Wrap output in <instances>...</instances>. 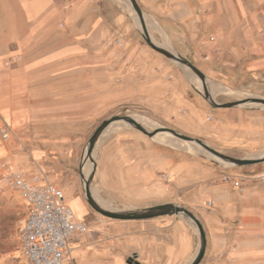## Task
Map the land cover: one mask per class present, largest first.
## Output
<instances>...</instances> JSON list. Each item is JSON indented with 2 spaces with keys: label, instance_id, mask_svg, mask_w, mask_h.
<instances>
[{
  "label": "crops",
  "instance_id": "1",
  "mask_svg": "<svg viewBox=\"0 0 264 264\" xmlns=\"http://www.w3.org/2000/svg\"><path fill=\"white\" fill-rule=\"evenodd\" d=\"M137 1L150 31L198 66L218 62L223 45L247 54L264 6V0ZM132 11L129 0H0V112L11 135L6 151L28 175L43 171L88 223L86 233L72 238V264H187L199 245L196 232L174 215L111 218L86 196L84 177L92 174V195L110 210L142 212L173 201V148L157 136L127 124L107 128L94 161L85 159L90 137L112 112L145 96L151 103L158 88L180 96L191 89L169 70L158 84L156 55L137 40L116 54L105 45L111 32L137 33ZM183 100L198 109L195 121L204 135L251 145L264 137V124L238 107L213 108L206 119L208 108ZM220 171L204 166L195 178L199 198L213 202L199 208L208 237L203 264H264V173H230L231 182H224L214 176Z\"/></svg>",
  "mask_w": 264,
  "mask_h": 264
},
{
  "label": "rangeland",
  "instance_id": "2",
  "mask_svg": "<svg viewBox=\"0 0 264 264\" xmlns=\"http://www.w3.org/2000/svg\"><path fill=\"white\" fill-rule=\"evenodd\" d=\"M132 7V5H131ZM132 12L136 18L138 31L133 35L119 36L117 32H111L110 37L105 42L109 50L113 53L116 48H126L130 39H135L139 44L151 48L156 55L152 61H156V71L158 74V84L162 80L159 76L162 71H172L177 76L180 75L191 83V89L188 95L180 96L164 92L162 88L157 89V94L151 97V103H148V96L144 97L142 102L126 103L114 115L130 114L142 122L150 130H157L159 133H167L165 128H173L181 133L201 138L210 146L226 154L237 157H257L264 154V137L259 139L256 144H232L223 142L214 138L213 132L204 135L206 129L200 127L195 121L197 108H189L183 98L193 99L209 109L205 114L206 119H210L214 107L206 99V92L202 79L188 66L174 61L164 54L152 48L143 36V29L139 17L132 7ZM262 14L258 25L253 27L252 35L253 46L248 49V53H233L227 45L221 48L225 54L218 62H206L205 64H195L207 75L206 86L210 92L211 98L217 102H227L232 100H242L252 97L264 98V6L260 8ZM154 40L163 44L169 49L170 44L164 41L163 35L158 32H151ZM121 39V42L118 40ZM96 54H100V48H97ZM166 80L172 79V74H165ZM213 84H221L227 87L228 94L215 91ZM200 105V106H201ZM242 109L245 116L259 119L264 124V105L260 103H247L237 106ZM109 118V117H108ZM126 123H113L109 128H117ZM5 125L4 118L0 112V264H30L26 257L21 242V226L27 216V201L20 193L13 190L2 181V172L4 163L8 158H13L6 151L10 146L11 139H4L1 134V128ZM108 128V129H109ZM264 130L263 127H260ZM157 134V135H158ZM158 141L167 142L173 148V203L185 206L200 217L204 226L206 224L199 213V208L208 203V200L200 199L196 184L197 169L213 167L221 169L220 174H215V178L224 182L230 181V173L261 175L264 173V161L246 165L237 166L220 160L209 153L202 146L184 141L173 135L158 136ZM202 171V170H201ZM182 220L194 230L199 238V231L196 224L185 215H174V219ZM199 247V245H198ZM198 250V249H197ZM192 259L190 258L188 262ZM187 262V263H188ZM203 264V261L200 263Z\"/></svg>",
  "mask_w": 264,
  "mask_h": 264
},
{
  "label": "built area",
  "instance_id": "3",
  "mask_svg": "<svg viewBox=\"0 0 264 264\" xmlns=\"http://www.w3.org/2000/svg\"><path fill=\"white\" fill-rule=\"evenodd\" d=\"M1 134L4 139L10 138L8 128H2ZM2 181L20 193L29 205L21 226V242L30 264H72V238L86 233L90 227L77 218L65 201L63 190L50 182L43 171L28 175L12 158L4 163Z\"/></svg>",
  "mask_w": 264,
  "mask_h": 264
},
{
  "label": "water",
  "instance_id": "4",
  "mask_svg": "<svg viewBox=\"0 0 264 264\" xmlns=\"http://www.w3.org/2000/svg\"><path fill=\"white\" fill-rule=\"evenodd\" d=\"M130 4L132 5L133 9L137 13L142 29H143V36L145 40L148 42V44L157 50L158 52L164 54L168 58L180 62L189 68H191L203 81L205 92H206V99L211 102V104L214 107H237L241 104H247V103H260L264 105V98L261 97H252V98H246L242 100H232L227 102H217L214 99L211 98L210 92L206 86L207 83V75L204 71H202L199 67H197L190 59L187 57L181 55L180 53L167 48L166 46L159 44L156 42L153 38V36L150 33V29L148 27L145 13L138 3L137 0H129ZM116 122L126 123L127 125H131L142 132L148 134L149 136H156L158 134V131L150 130L147 128L142 122H140L138 119L133 117L130 114L125 115H114L110 118L105 119L95 130L93 135L90 137L87 146L85 148V159L94 161V151L97 145V142L99 141L100 137L104 133V131L112 124ZM168 133L171 135L182 139L184 141L195 143L200 146H202L204 149H206L209 153H211L216 158L223 160L227 163H231L233 165L237 166H246V165H252L257 164L264 161V154L257 157H237L232 156L229 154H226L224 152H221L217 150L216 148L210 146L207 142H205L201 138L193 137L184 133H181L173 128H165ZM91 179L92 174L86 178L84 177V185H85V192L87 199L91 206L98 211L99 213L109 216L111 218L116 219H137V218H145V217H152V216H160V215H185L189 219H191L197 226L199 231V247L195 254V256L192 258L190 262L187 264H200L207 251V245H208V237H207V231L204 226V223L200 219L198 215H196L193 211L186 208L185 206L168 202L163 204H157L153 207L147 208L145 211L142 212H135L132 210L129 211H116V210H110L108 208L103 207L92 195L91 192Z\"/></svg>",
  "mask_w": 264,
  "mask_h": 264
},
{
  "label": "bare ground",
  "instance_id": "5",
  "mask_svg": "<svg viewBox=\"0 0 264 264\" xmlns=\"http://www.w3.org/2000/svg\"><path fill=\"white\" fill-rule=\"evenodd\" d=\"M214 90H215V91H218L219 89H218V87H214ZM116 123H118V122H116ZM119 123H121V122H119ZM112 124H113V123H112ZM109 127H110V126H109ZM109 127H108V128H109ZM109 129H112V128H109ZM163 135H171V134L168 133V132H167V133H159V134L156 135V136L158 137V136H163Z\"/></svg>",
  "mask_w": 264,
  "mask_h": 264
}]
</instances>
